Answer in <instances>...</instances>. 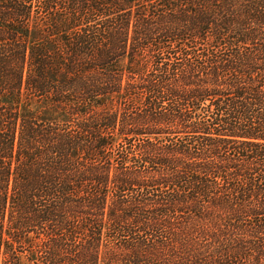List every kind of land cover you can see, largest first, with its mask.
Instances as JSON below:
<instances>
[{"label":"trees","instance_id":"obj_1","mask_svg":"<svg viewBox=\"0 0 264 264\" xmlns=\"http://www.w3.org/2000/svg\"><path fill=\"white\" fill-rule=\"evenodd\" d=\"M0 264H264V0H0Z\"/></svg>","mask_w":264,"mask_h":264}]
</instances>
